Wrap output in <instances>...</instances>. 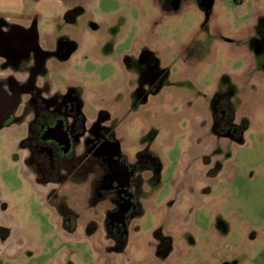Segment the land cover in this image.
<instances>
[{
  "label": "rangeland",
  "instance_id": "obj_1",
  "mask_svg": "<svg viewBox=\"0 0 264 264\" xmlns=\"http://www.w3.org/2000/svg\"><path fill=\"white\" fill-rule=\"evenodd\" d=\"M36 1L0 13V37L34 46L0 52L12 112L0 123V264H264V0ZM33 88L51 103L71 91L85 139L105 123L132 167L152 160L135 172L122 244L104 208L56 190L22 147ZM218 109L230 116L221 129ZM63 196L75 198V230L62 224Z\"/></svg>",
  "mask_w": 264,
  "mask_h": 264
},
{
  "label": "flooded vegetation",
  "instance_id": "obj_2",
  "mask_svg": "<svg viewBox=\"0 0 264 264\" xmlns=\"http://www.w3.org/2000/svg\"><path fill=\"white\" fill-rule=\"evenodd\" d=\"M172 1L168 0V3L171 5ZM203 2L209 3V0ZM64 16L65 21L71 24L76 20V10L70 8ZM14 36L0 37V52L8 58L19 59L33 49V36ZM68 52L66 47L59 52V61L66 60ZM60 75L65 73L61 71ZM31 93L34 95V108L29 115L30 125L22 131L24 135L21 140L26 154L37 166L40 175L56 187V190L61 192L65 187H74L82 193L85 201L90 197V208L93 204L104 208L109 235L115 242L122 244L127 238L126 229L135 217L138 207L133 193L135 172L146 163L153 164L152 160L136 162L133 169L125 160L112 132L105 128V123L93 127L91 138L85 139V116L78 99L71 91L63 94L54 103H51L49 97L37 96L35 88ZM9 107L8 100L0 91V123L3 125L12 117ZM108 116L107 113L98 115L103 121ZM229 119V113L220 109L215 113L219 129ZM213 174L209 173L210 176L215 175ZM53 193L58 198V194L55 191ZM71 200L65 197L59 205V211L62 213V224L65 228L75 230L78 228L80 215L79 210H76L77 205L71 204ZM88 223L92 225L91 220ZM157 236L161 237L159 234ZM161 252L162 250L159 251L160 254Z\"/></svg>",
  "mask_w": 264,
  "mask_h": 264
},
{
  "label": "crops",
  "instance_id": "obj_3",
  "mask_svg": "<svg viewBox=\"0 0 264 264\" xmlns=\"http://www.w3.org/2000/svg\"><path fill=\"white\" fill-rule=\"evenodd\" d=\"M55 2L58 5L61 4V0H39V1H36L35 4L37 5V7H40L42 5L45 7V5H47L49 3H55ZM24 3H25V0H0V13L13 11V13L19 14L22 12V10H24V7H21L19 10V9H16V6L20 7L19 4L22 5ZM26 11H27V9L25 7V12ZM60 11L61 10L58 9V12H60Z\"/></svg>",
  "mask_w": 264,
  "mask_h": 264
}]
</instances>
